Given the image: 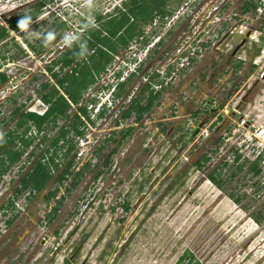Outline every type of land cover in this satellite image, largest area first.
<instances>
[{
  "label": "rangeland",
  "instance_id": "obj_1",
  "mask_svg": "<svg viewBox=\"0 0 264 264\" xmlns=\"http://www.w3.org/2000/svg\"><path fill=\"white\" fill-rule=\"evenodd\" d=\"M128 2L0 0V74L8 76L0 82V167L22 150L4 174L13 173L0 195V225L7 223L0 264H176L182 255L190 264H264V0H167L171 15L190 7L192 20L217 2L220 18L239 13L233 21L252 36L232 35L225 41L231 47L207 54L191 71L188 106L174 102L177 93L158 97L159 81L157 98L136 109L137 120L132 109L157 81L143 76L175 20H131V37L110 42L112 59L102 71L88 56L90 73L83 74L84 54L65 66L72 44L89 40ZM57 79L79 101L36 127L29 112L44 111L42 95L55 86L63 94ZM36 166L50 174L44 186L13 196ZM254 230L255 237L247 233Z\"/></svg>",
  "mask_w": 264,
  "mask_h": 264
},
{
  "label": "built area",
  "instance_id": "obj_2",
  "mask_svg": "<svg viewBox=\"0 0 264 264\" xmlns=\"http://www.w3.org/2000/svg\"><path fill=\"white\" fill-rule=\"evenodd\" d=\"M205 7H207V10H205ZM205 7L201 11L202 18L197 15L192 20L194 12H191V8L188 7L186 10L181 9L175 14H170V16L157 14L153 22L149 24L150 26H155L159 23V19L164 20L167 17L170 19L169 25L174 20L175 24L177 23L173 27L175 30L162 39V41H166L167 39L170 53L160 56L148 67L145 73L144 80H148L146 78L148 75L159 76L160 78L157 79L156 84L149 87L150 91L155 89L158 86L157 83L161 81L163 83V87L161 88L162 93H177L175 102H179L180 100L181 102L187 103L193 93V89L190 86L191 80L187 79L191 71L202 62L207 54L213 51H222L220 49L221 44L228 47V44L225 42L227 38L234 34L239 37H244L247 33L248 26L239 25V22H236L235 19L233 21L232 19V17L239 15V13L237 14L230 10L220 18L218 12L221 6L217 5V2H209V5ZM185 11L187 13L183 14ZM257 11L259 18H262V11L260 9H257ZM180 13L182 15H180L181 17L179 16ZM183 15H190L187 23L191 21V24H180ZM247 18L251 21L253 20L248 15ZM223 24H227L226 29H223ZM249 33L250 35L248 37H251L252 34L251 32ZM150 49L151 47L148 46L146 48L147 52ZM229 49L231 48L226 49L225 52L229 51ZM143 58L140 60H143ZM206 136L207 132L202 135V139ZM3 212L4 210L0 208V219L2 218ZM0 226V232H4V228L6 227L5 220H2Z\"/></svg>",
  "mask_w": 264,
  "mask_h": 264
},
{
  "label": "trees",
  "instance_id": "obj_3",
  "mask_svg": "<svg viewBox=\"0 0 264 264\" xmlns=\"http://www.w3.org/2000/svg\"><path fill=\"white\" fill-rule=\"evenodd\" d=\"M166 1L167 0H129L127 7L124 9V13H122L118 18H108V20L104 24H102L99 29L94 30L91 34H89V40H85L80 44H72V47H74V49L66 53L65 66H68L70 63L84 54V58L86 59L85 69L87 68V65L90 64L88 60V56H90L89 59L91 61V64H93L95 70L97 72L104 70L106 65L112 59L113 45H110V42L115 38H118V41L121 44L128 42L129 38L132 35L133 28L136 26H130L131 20L133 21L136 19L138 21H141L144 26H146L152 22L154 15L156 14H163V16L170 15L171 12L166 10L165 7ZM117 21L120 22L119 27L114 28ZM122 30H125L124 33H127L126 37H124L123 35L120 36L122 34ZM120 38L122 39V41H120ZM76 45L78 46L76 47ZM100 51L103 52V56L101 58H98L97 55ZM89 73L90 72L87 70V72H84L83 74ZM7 80L8 76H6L5 74H0V82L5 83ZM76 81L77 80L75 79H68V81L66 82L68 85V82L74 83ZM56 84L63 89V94L59 93L56 88L54 90V93L43 94L42 99L47 104L46 112L42 116L29 113L31 120L36 124V127H39V124H41L42 121L46 120L47 118H62L63 116L67 115V111L69 110L70 106H72L73 104L76 105L79 101V97H75L72 95L75 89H69L72 92V94H70L68 92V87H65L64 81H62L61 79H57ZM82 86L83 81H78L77 87L79 88ZM79 111L85 113V107L80 108ZM4 143L5 141L3 139L0 140V151L5 148ZM21 152L22 150L12 153L9 156V164L16 161L19 158ZM5 169L6 165L1 166L0 174ZM49 175L50 174L46 173L40 166H36L31 171V174L27 175L21 180V189L25 188L26 186H31L35 191H39L48 180ZM208 176L211 180H213V178L210 177V174ZM230 200L232 202L234 201L232 198H230ZM186 258V255H182L176 262V264H190L191 259L189 258L188 261H185Z\"/></svg>",
  "mask_w": 264,
  "mask_h": 264
},
{
  "label": "flooded vegetation",
  "instance_id": "obj_4",
  "mask_svg": "<svg viewBox=\"0 0 264 264\" xmlns=\"http://www.w3.org/2000/svg\"><path fill=\"white\" fill-rule=\"evenodd\" d=\"M168 46H169V44H164V47H163V51H161V52H159V55L158 56H164L163 54H166V53H170V48H168ZM150 51H151V49H150ZM157 51V50H156ZM155 50H153V51H151L150 53H154V52H156ZM146 59H147V56H146ZM142 74H140V76H141ZM149 76V75H148ZM157 77V76H156ZM144 76H143V81H144ZM133 79V78H132ZM131 80V79H130ZM128 81H129V79H128ZM47 84L46 83H44V84H41V88H43V89H45V88H47ZM55 88H57L56 86H55ZM59 93H61V91L59 90ZM157 97H156V95H155V93H154V91H151L150 93H147V94H145V95H143V97L140 99V101H141V103L142 104H139V105H137V106H135L132 110L134 111L133 112V114H134V119L133 120H137V119H139L140 118V113L139 112H137L136 111V109H138V110H141V108L143 107V109H145V108H147V107H149L151 104H152V102L156 99ZM192 98H193V93L191 94V97L189 98V100H188V102L187 103H185V102H181L180 100H179V102H175L176 104H179V105H182V106H188L189 104H190V102H191V100H192ZM40 100H41V98H40ZM42 101V103L43 104H45L46 105V108H45V110L44 111H42V112H40V111H36L37 113H38V115L39 116H42L45 112H46V110H47V104L43 101V100H41ZM142 105V106H141ZM82 106V105H81ZM100 108L99 107H96V108H94L93 109V114L95 115V116H100V110H99ZM128 109V108H127ZM29 113H33V114H35L34 112H29ZM125 113V110H123V112H122V115ZM135 113L136 114H138L137 116H135ZM99 114V115H98ZM128 114H129V112H128ZM137 122V121H136ZM18 143V142H17ZM19 151V150H18ZM75 161H76V159H75ZM7 165H9V163L7 164ZM7 165H6V167H7ZM4 174H6V171L4 170L1 174H0V195L3 193V190H4V187H3V185H4V183H7V182H4V180H10L11 179V177H12V175H13V173L11 174V175H8V176H6V175H4ZM102 175V174H101ZM22 182V181H21ZM21 182H19V186H18V188L16 189V190H14V192H13V196H18V194L21 192V191H23L24 189H26V187L25 188H23V189H21ZM20 187V188H19ZM29 190V189H28ZM30 191V190H29ZM32 191H34V190H32ZM35 192V191H34ZM33 192V193H34ZM28 193V192H27ZM30 201V200H29ZM29 201H28V203H29ZM26 202H27V200H26ZM11 221V220H10ZM5 223H6V220H5ZM6 225H7V223H6ZM2 233V235L0 236V239H1V237H3V234L4 233H6V230H4V232H1Z\"/></svg>",
  "mask_w": 264,
  "mask_h": 264
},
{
  "label": "clouds",
  "instance_id": "obj_5",
  "mask_svg": "<svg viewBox=\"0 0 264 264\" xmlns=\"http://www.w3.org/2000/svg\"><path fill=\"white\" fill-rule=\"evenodd\" d=\"M160 15H163V14H160ZM28 19L26 18V19H24V20H21V21H19L18 22V25L20 26V27H22V28H26L27 27V25H28ZM248 33V32H247ZM246 33V34H247ZM246 34H245V36L243 37V39L244 38H248V36L250 35H248V36H246ZM54 38V36H53V34L52 33H49L48 34V36H47V40H52ZM243 39L241 40V41H243ZM65 43H68V41L67 40H65Z\"/></svg>",
  "mask_w": 264,
  "mask_h": 264
},
{
  "label": "crops",
  "instance_id": "obj_6",
  "mask_svg": "<svg viewBox=\"0 0 264 264\" xmlns=\"http://www.w3.org/2000/svg\"><path fill=\"white\" fill-rule=\"evenodd\" d=\"M244 13H246V11H244ZM243 17H246V14H244ZM226 25H227V24H223V26H222L223 29H226ZM225 41H226V40H225ZM227 44H228V43H227ZM221 46H222V47H225V46H223L222 44L220 45V47H221ZM228 46L231 47L230 44H228ZM223 53H226V52L223 51ZM157 79H160L159 76L157 77ZM161 95H162V90H159V91H158V97H161ZM216 103H217V102H215L214 105H216ZM181 136H182V135H181ZM181 136H179V138H180ZM183 139H184V137H183Z\"/></svg>",
  "mask_w": 264,
  "mask_h": 264
},
{
  "label": "bare ground",
  "instance_id": "obj_7",
  "mask_svg": "<svg viewBox=\"0 0 264 264\" xmlns=\"http://www.w3.org/2000/svg\"><path fill=\"white\" fill-rule=\"evenodd\" d=\"M42 18V16L40 17V18H38V19H41ZM249 229H254V228H249ZM248 234H251V233H253V236L252 237H255L256 236V234H257V230H254V231H248L247 232Z\"/></svg>",
  "mask_w": 264,
  "mask_h": 264
},
{
  "label": "water",
  "instance_id": "obj_8",
  "mask_svg": "<svg viewBox=\"0 0 264 264\" xmlns=\"http://www.w3.org/2000/svg\"><path fill=\"white\" fill-rule=\"evenodd\" d=\"M250 33L248 32L247 34H246V36H248ZM232 55H233V53H232ZM262 77H264V74L262 75ZM197 130H195V132H196ZM194 132V133H195Z\"/></svg>",
  "mask_w": 264,
  "mask_h": 264
}]
</instances>
